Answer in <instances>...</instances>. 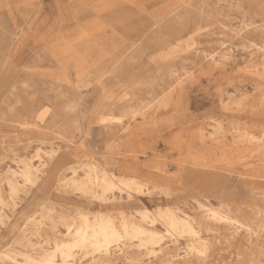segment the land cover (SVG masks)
Masks as SVG:
<instances>
[{
    "label": "rangeland",
    "instance_id": "obj_1",
    "mask_svg": "<svg viewBox=\"0 0 264 264\" xmlns=\"http://www.w3.org/2000/svg\"><path fill=\"white\" fill-rule=\"evenodd\" d=\"M90 164L148 192L100 207L69 184ZM166 206L198 237L158 221L154 252L52 264H264V0H0V257L40 258L79 213Z\"/></svg>",
    "mask_w": 264,
    "mask_h": 264
},
{
    "label": "bare ground",
    "instance_id": "obj_2",
    "mask_svg": "<svg viewBox=\"0 0 264 264\" xmlns=\"http://www.w3.org/2000/svg\"><path fill=\"white\" fill-rule=\"evenodd\" d=\"M34 171L30 165L24 164L20 171V177H22L24 183L36 184L39 169ZM130 173L128 177L115 179V175L108 172L105 168H98L90 164L86 166L82 178H72L69 184L75 190L99 201L100 207L111 203L114 206L122 203L133 204L137 194L148 192V190L142 189L148 188L149 185L148 182L138 178L137 173L135 174L134 171H130ZM8 184L10 189L15 191L16 180H9ZM156 185L158 184L153 186L155 187ZM116 188L118 190H114ZM154 191H156V188ZM158 191L163 192L164 190ZM115 192H117L121 200L110 197H114ZM122 194H125V197H122ZM45 217L46 215H41V218ZM209 217L213 220L227 222L230 220L227 215L217 210H211ZM77 218L78 223L72 231V239L56 243L49 251L43 253L40 258L25 254L23 259L18 261L13 255L4 253L0 259H7L10 264H52L54 258L59 256L61 263H68L76 256L77 251H84V256L107 255L113 247L123 250L134 242L137 243L136 246L138 248H147L149 251L154 252L155 250L150 246L157 243L161 236L155 228V223L158 221L166 227L168 232L176 233L179 236H189L191 241L198 237V231H196L192 219L180 216L176 209L167 206L158 208L155 212L140 208L131 210L129 213L123 208L113 207V209L106 212H98L93 216L79 213ZM69 229L70 227H68V231ZM189 249L190 251L193 249L198 252L202 251L201 248L192 244H190Z\"/></svg>",
    "mask_w": 264,
    "mask_h": 264
}]
</instances>
